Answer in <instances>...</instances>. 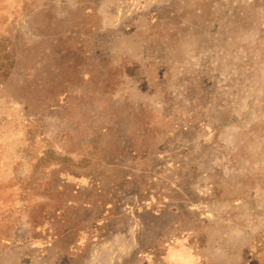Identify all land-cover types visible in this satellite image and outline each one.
Returning a JSON list of instances; mask_svg holds the SVG:
<instances>
[{
	"label": "rangeland",
	"instance_id": "374dc122",
	"mask_svg": "<svg viewBox=\"0 0 264 264\" xmlns=\"http://www.w3.org/2000/svg\"><path fill=\"white\" fill-rule=\"evenodd\" d=\"M0 48V264H264V0H0Z\"/></svg>",
	"mask_w": 264,
	"mask_h": 264
},
{
	"label": "trees",
	"instance_id": "16d2710c",
	"mask_svg": "<svg viewBox=\"0 0 264 264\" xmlns=\"http://www.w3.org/2000/svg\"><path fill=\"white\" fill-rule=\"evenodd\" d=\"M3 48H0V82L3 81L10 72V66L5 64L4 58L2 57Z\"/></svg>",
	"mask_w": 264,
	"mask_h": 264
},
{
	"label": "crops",
	"instance_id": "0c3cea01",
	"mask_svg": "<svg viewBox=\"0 0 264 264\" xmlns=\"http://www.w3.org/2000/svg\"><path fill=\"white\" fill-rule=\"evenodd\" d=\"M57 238H59V236L57 237ZM48 242V241H47ZM51 243V242H50Z\"/></svg>",
	"mask_w": 264,
	"mask_h": 264
}]
</instances>
